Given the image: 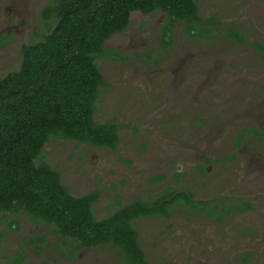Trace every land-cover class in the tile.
Wrapping results in <instances>:
<instances>
[{"label": "rangeland", "instance_id": "obj_1", "mask_svg": "<svg viewBox=\"0 0 264 264\" xmlns=\"http://www.w3.org/2000/svg\"><path fill=\"white\" fill-rule=\"evenodd\" d=\"M197 1L202 19L220 22L211 40L189 37L179 23L166 46L167 17L159 12L134 13L130 27L107 40L125 60L98 61L105 84L95 116L125 126L118 147L53 138L36 163L57 169L75 196L101 191L98 219L118 209L117 196L122 204L153 202L170 189L199 201L227 197V207L250 203L219 222L179 201L170 217L135 225L148 264H264V0ZM51 2L0 0V79L19 70L24 45L54 29L42 19ZM244 128L259 134H247L238 148ZM1 233L0 264L17 252L25 264H121L113 247L71 254L26 215L0 214Z\"/></svg>", "mask_w": 264, "mask_h": 264}, {"label": "trees", "instance_id": "obj_2", "mask_svg": "<svg viewBox=\"0 0 264 264\" xmlns=\"http://www.w3.org/2000/svg\"><path fill=\"white\" fill-rule=\"evenodd\" d=\"M157 12L167 17L166 46L173 43L179 23L185 24L189 37L205 40L212 39L220 24L217 17L201 18L197 0H52L42 19L53 21L54 29L41 41L24 45L19 70L0 79V214L26 215L46 226L73 255L113 247L120 252L121 264H148L136 221L168 218L179 201L192 210L218 215L219 222L224 215L251 210L250 203L241 201L227 207V197L199 201L191 191L170 189L153 202L137 198L122 204L117 196L118 209L98 219L94 206L101 191L75 196L57 169L45 161L36 163L53 138L101 149L118 147L125 126L96 120V104L105 84L97 63L124 61L106 47L107 40L125 32L134 13ZM227 35L243 42L242 35L231 29ZM257 130L242 129L237 147L247 134H259ZM236 158V153L231 156ZM25 263V254L17 252L10 264Z\"/></svg>", "mask_w": 264, "mask_h": 264}]
</instances>
